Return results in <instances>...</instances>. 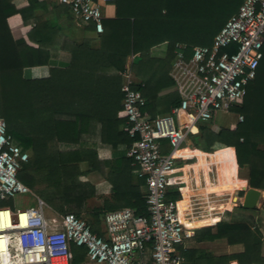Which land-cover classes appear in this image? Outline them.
I'll list each match as a JSON object with an SVG mask.
<instances>
[{"label":"trees","instance_id":"obj_1","mask_svg":"<svg viewBox=\"0 0 264 264\" xmlns=\"http://www.w3.org/2000/svg\"><path fill=\"white\" fill-rule=\"evenodd\" d=\"M28 1L27 6L17 8L14 0H0V116L6 121L13 143L29 155L18 177L52 211L86 217L91 231L104 236L103 218L107 212L131 208L136 214H148L146 184L140 177L133 180L130 158L128 162H99L88 142L95 130H99V140L112 147L121 143L129 146L133 141L121 128L127 126L126 119L117 115L122 108L127 58L138 54L130 70L134 88L146 100L142 110L150 112L152 118L170 112L179 105L180 98L168 68L159 71L163 62L172 64L178 44L186 45V55L196 45H210L244 0H115L116 17L103 20V32L73 45L70 65L51 69L50 75L41 79H25L22 70L48 63L52 55L50 38L41 34L36 39L38 46L32 47L10 33L19 18L25 24L30 16L36 21L35 0ZM61 4L68 13V5ZM79 25L94 31L91 23ZM164 42L166 58L152 57L150 49ZM165 87L170 90L159 96ZM222 111L236 115L235 126L217 128L214 118L202 122L189 135L190 147L215 153L229 175L222 171V185L231 178L244 179L238 175V164L249 168L248 185L264 190V42L256 77L246 95ZM163 146L167 152L166 141ZM83 162L88 165L87 171H99L111 184V195L101 204H89L98 192L91 183L81 180L86 173L80 168ZM103 167L108 169L105 174ZM180 195L179 185H168V198L180 199ZM234 210L257 212L255 207L242 205L226 210L214 226L195 229L187 240L225 238L229 251L216 254L180 246L182 264H264V237L254 223L241 218L245 215L230 219ZM68 248L70 264L87 261L85 247L69 241ZM146 262L150 264L147 257Z\"/></svg>","mask_w":264,"mask_h":264},{"label":"built area","instance_id":"obj_2","mask_svg":"<svg viewBox=\"0 0 264 264\" xmlns=\"http://www.w3.org/2000/svg\"><path fill=\"white\" fill-rule=\"evenodd\" d=\"M60 1L68 5L78 24L91 23L102 33V4L115 0ZM263 42L264 0H244L210 45H196L186 55V45L178 44L169 75L179 105L156 118L142 110L145 97L134 88V76L126 66L120 114L133 141L124 154L145 181L148 214H136L131 208L109 211L103 218L105 235L101 236L73 213L46 216L40 198L38 205L25 209L0 207V264H70L69 241L85 247L87 260L93 264H147L148 252L150 264H182L179 247L197 227L182 220L178 202L183 195L180 199L167 197L168 185L182 182L175 176L177 153L200 123L243 99L256 77ZM163 141L169 147L167 152ZM28 159V153L13 143L0 116V202L30 192L18 177ZM190 215L186 211L184 216Z\"/></svg>","mask_w":264,"mask_h":264},{"label":"crops","instance_id":"obj_3","mask_svg":"<svg viewBox=\"0 0 264 264\" xmlns=\"http://www.w3.org/2000/svg\"><path fill=\"white\" fill-rule=\"evenodd\" d=\"M34 2L35 9L33 15L36 21L31 19L32 16H30L27 21L28 23L25 24L23 20L19 18L16 20L17 22L10 27V33L14 39H23L32 47L38 46L36 39H39L41 34L47 36L50 38L49 49L52 55L48 63L45 65L25 67L22 70V74L25 79L47 78L51 73V69H62L68 67L71 63V48L73 45L79 43L85 37H94L99 34L95 31L94 27V31L91 32L90 30H84V26H80L74 20L70 11H68V13L67 11H63L64 5L61 4L62 2L60 0H35ZM28 4V0H14V5L17 8H23ZM101 10L104 17L103 20L115 18L117 11L115 1L103 3ZM166 54V42L158 44L150 49V55L160 60L165 59ZM136 56H138V54L130 55L127 58L126 66L130 67ZM170 66L171 65L169 63L165 64V62H163L159 71H165L167 67L168 76H170ZM169 90L170 87L163 88L160 91L159 96L166 94ZM145 112L151 116L150 112ZM166 114H169V112L164 114L160 113L156 115V117ZM117 115L120 118H124L120 114V110ZM126 127L127 126L125 125L121 128L126 129ZM95 131L96 132L91 137H88L90 138L88 142L96 151L97 161L114 162L117 159H124V162H128V158L124 154L128 146L121 143L116 147H112L110 144L100 141L98 137L99 130ZM189 142L190 140L179 150L178 160L180 159L183 162L178 166V170L175 173V176H180L182 179L181 184H177L180 187V193L183 195V198L178 202L180 214L182 220L188 226H195L197 227L196 229L205 226H214L222 218L224 212L223 214L221 212L225 208H229L237 201L234 191L236 189L246 190L250 187L248 185L249 168L248 166L239 167L236 162L238 175L244 179L231 178L232 180L222 185L220 175L222 171L226 174L227 172L217 161L215 153L193 149L190 147ZM80 168L81 170L86 171L85 175L81 177V180H86L91 183L98 192L96 197L92 200L96 199V201H99L100 199V202L98 203L101 204L105 198H109L111 195V184L106 177L99 171H87L88 165L86 162L81 163ZM107 170V168L103 167L104 174L107 173ZM132 177L133 180H137L139 178L136 176L134 171L132 173ZM259 190L261 192V202L259 206H255L257 209V212L255 213L256 216L237 217L244 218L246 221L254 223L264 237V209L262 208V204L264 202V190ZM192 196H194L195 200L200 202L201 208L198 207V204L192 202ZM186 211L191 214L189 218H185L184 216ZM184 247L203 248L210 251L227 249V251H229V246L225 238H216L211 241L201 242L189 240L186 241ZM233 262L237 264L236 261H231L230 263L234 264Z\"/></svg>","mask_w":264,"mask_h":264},{"label":"rangeland","instance_id":"obj_4","mask_svg":"<svg viewBox=\"0 0 264 264\" xmlns=\"http://www.w3.org/2000/svg\"><path fill=\"white\" fill-rule=\"evenodd\" d=\"M213 118H214L213 119L214 120V126L217 127V128L221 127V126H231V127L235 126L236 115L234 113L230 112V111L225 112V111H222V110H218V111L215 112ZM179 160L177 162V167L183 162V161H181V160L179 161ZM240 175H241V173H240ZM244 193H245L244 189H236L234 191V195L236 197H238V199L235 202V205H231L227 210H232V208L235 209L238 205H242ZM38 199H39V197L37 196L36 192L33 189H30V192H28V193H18L16 195H14V197H12V198H10L8 200H5L3 203L0 202V207L8 206V207H10L12 209H25L27 207L38 205ZM98 202H100V199H99V201H96V199L95 200H90L89 204L90 205L100 204ZM260 202H261V199L259 200L257 206H259ZM43 209H44V213H45L46 216H50V215L56 214L52 210H50V208H48L45 205L43 206ZM240 214H243V215L249 216V217L250 216H256L255 213H248V212H243V211H239V210L238 211L234 210V213L232 214V216H229V218L230 219L238 218L237 216H239ZM82 219L85 222L87 220L86 217H84ZM213 252L216 253V254H219V253H222V252H227V249L226 250H213ZM147 259L149 260V252L147 253ZM83 264H93V263H91V262H89L87 260Z\"/></svg>","mask_w":264,"mask_h":264},{"label":"water","instance_id":"obj_5","mask_svg":"<svg viewBox=\"0 0 264 264\" xmlns=\"http://www.w3.org/2000/svg\"><path fill=\"white\" fill-rule=\"evenodd\" d=\"M260 197L261 192L259 189L254 187H248L244 193L242 206L249 209L254 208L257 205Z\"/></svg>","mask_w":264,"mask_h":264},{"label":"bare ground","instance_id":"obj_6","mask_svg":"<svg viewBox=\"0 0 264 264\" xmlns=\"http://www.w3.org/2000/svg\"><path fill=\"white\" fill-rule=\"evenodd\" d=\"M177 154H179V152Z\"/></svg>","mask_w":264,"mask_h":264}]
</instances>
